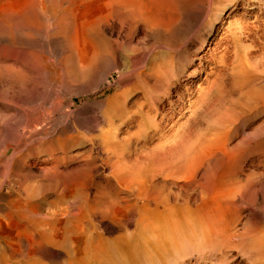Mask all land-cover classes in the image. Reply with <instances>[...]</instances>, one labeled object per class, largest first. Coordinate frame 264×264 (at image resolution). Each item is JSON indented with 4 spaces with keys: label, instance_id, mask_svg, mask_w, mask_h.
Returning a JSON list of instances; mask_svg holds the SVG:
<instances>
[{
    "label": "bare ground",
    "instance_id": "6f19581e",
    "mask_svg": "<svg viewBox=\"0 0 264 264\" xmlns=\"http://www.w3.org/2000/svg\"><path fill=\"white\" fill-rule=\"evenodd\" d=\"M254 1L0 0V264H235L245 247L264 264L262 221L238 227L264 176V121L242 129L264 114V18L215 39L240 6L264 17ZM212 58L198 96L223 115L199 138L205 120L174 119L176 71L186 86Z\"/></svg>",
    "mask_w": 264,
    "mask_h": 264
},
{
    "label": "rangeland",
    "instance_id": "374dc122",
    "mask_svg": "<svg viewBox=\"0 0 264 264\" xmlns=\"http://www.w3.org/2000/svg\"><path fill=\"white\" fill-rule=\"evenodd\" d=\"M253 2H255L254 0H253ZM237 12V13H236ZM245 13V15L242 17V19H243V21H246L248 24H250V25H256L257 27L260 25V23L263 21V16L262 15H260V11H258L257 10V5H256V3H254V7L252 8V9H249V8H244V7H242V6H240V7H238L236 10H235V14L236 15H234V16H228L226 19H223V21H222V28H221V30L219 31V32H217L216 33V35H215V39H217L218 38V36L220 35V33H221V31L223 32V31H226L227 29H226V27H228L229 25H230V27L229 28H232L231 26H233L232 24L234 23L233 21H234V19L237 17V15H238V13ZM248 21H250V22H248ZM196 22V23H195ZM193 23H195V24H197L196 26L193 24ZM232 23V24H231ZM190 24V25H189ZM198 24H199V20H195V21H192V22H189V23H186V25L185 26H183L182 28V32L180 31L179 33V36H178V41L181 43V44H183V43H185L192 35H193V32H194V30H195V28H197V26H198ZM192 25V26H191ZM193 26H195V27H193ZM186 28V29H185ZM192 28H194V29H192ZM228 28V29H229ZM189 29H191V30H189ZM183 31H185V32H183ZM187 32V33H186ZM189 33V34H188ZM226 33V32H225ZM182 34V35H181ZM184 34H186V35H184ZM184 35V36H183ZM187 36V37H186ZM190 36V37H189ZM182 37H183V39H182ZM183 40V41H182ZM148 43L149 42H147L146 44H147V46H148ZM216 57V56H215ZM213 59L214 58H212V60L211 61H207V62H205V64H208L207 66H205V69L204 70H199V69H197V71L195 70V72H192L191 74L192 75H195L196 76V79L192 82V83H188L186 86H183V84L185 83V76H183V73H182V71L181 70H179L178 68H177V74H176V78H177V84H178V88H182V87H185L187 90H189V96H187V97H182L181 98V100L179 101V103H180V106H176L175 107V112H176V115H178V114H180V115H178V116H176V117H174V119H176V120H178V123H179V125H181V123L182 122H186L185 124H187V125H185L184 123L180 126L181 128H183V126L187 129V127L188 128H190V124H195L196 125V122H200L202 119H203V121L205 120L207 123H205V122H203V121H201L202 122V124H204V126H203V129L199 132V138L200 137H205V138H207V136L209 135V137L210 138H212V135L210 136V132H209V126H207V125H212L213 123V120H220L221 118H222V116L221 115H223L222 114V112L221 111H217V110H219V109H222L220 106H223V102H218V101H216V104L217 105H215L214 106V104H213V102L212 101H208L209 102V106L207 105L208 104V102L206 103H204V101H202L201 100V97L200 96H198L199 95V90L201 89V87L203 86V85H205V78L206 77H208L209 79L211 78V80L212 79H214V76L212 75V72H213V66H214V61H213ZM213 61V62H212ZM195 66V64H191V66L190 67H188L187 66V72H189V70H191L193 67ZM211 66V67H210ZM194 71V70H193ZM181 72V73H180ZM186 72V73H187ZM211 73V74H210ZM214 74V73H213ZM189 78H191V77H189ZM199 83V84H198ZM202 85V86H201ZM197 86H198V88H197ZM200 87V88H199ZM26 90H29V89H26ZM26 90H24L25 92H27ZM25 92H23V90H21V91H19V92H14L15 93V95H12V96H14L15 98L17 97L18 99L20 98V101H19V103H23L24 101H23V99L25 98V96H24V94H25ZM22 93H23V95H22ZM244 94H246V90L245 91H242V93H240V94H237L236 95V97L237 96H240V97H238L237 99L238 100H243L244 101V99H243V97L245 98V95ZM244 95V96H243ZM20 96V97H19ZM24 96V97H23ZM96 96H98L97 94L96 95H91L90 97H89V99H92V98H94V97H96ZM17 98L16 99H14V100H17ZM87 98V97H86ZM1 99V98H0ZM196 99V100H195ZM21 100L23 101V102H21ZM82 100H84V99H82ZM1 101H3L2 99L0 100V120H2V117H3V115H5V114H8L9 115V113L7 112V111H3V108L6 106V103L8 104V102H1ZM18 101V100H17ZM226 102V104H224V106H228V105H231L232 103L233 104H235L234 102H232V103H230L231 101H229V100H225ZM193 102H194V104H193ZM196 102V103H195ZM212 102V103H211ZM2 103H4V104H2ZM10 103V102H9ZM211 103V104H210ZM80 104V101H77L76 102V105H79ZM204 104H206V105H204ZM213 104V106H210V105H212ZM222 104V105H221ZM2 105V106H1ZM26 105V104H25ZM191 105V106H190ZM196 105V106H195ZM182 106V107H181ZM205 106H208V108H206ZM179 107V108H178ZM201 107H202V109H201ZM217 108V110H216V108ZM177 109V110H176ZM211 110H212V112H211ZM205 113H204V112ZM211 113H210V112ZM178 112V113H177ZM202 112H203V114H202ZM217 113V114H216ZM219 114V115H218ZM206 116V117H205ZM210 116V117H209ZM207 118V119H205V118ZM221 117V118H220ZM191 119V120H190ZM225 119V118H224ZM200 120V121H199ZM196 121V122H195ZM264 121V114H261V115H258V116H255V117H251V118H249L247 121H245L244 123H243V131L246 133V134H250L252 131H253V129H255L256 127H258L260 124L259 123H262ZM2 121H0V131L2 130V123H1ZM190 123L189 125H188V123ZM212 123V124H211ZM198 124V123H197ZM256 125V126H255ZM187 126V127H186ZM191 127L193 128L194 126L193 125H191ZM185 128H183V129H185ZM182 129V130H183ZM185 129V130H186ZM181 130V129H180ZM251 130V131H250ZM3 132V130L1 131V133ZM0 133V134H1ZM208 137V139H210ZM11 147H14V146H11ZM11 150H13V149H11ZM19 150V148H17V150H15V151H18ZM29 158H31V155L29 156ZM259 159H255V158H253L251 161H249L248 162V166H256V167H259V165L260 166H262L263 165V163L262 162H259L258 161ZM2 161V160H1ZM255 163V164H254ZM260 163V164H259ZM257 164H259V165H257ZM0 169L2 170V165L0 164ZM263 176V175H262ZM261 177V176H260ZM4 178V177H3ZM2 178V176L0 175V180H2V181H4L5 180V178L3 179ZM31 179V178H30ZM261 179V184L260 185H258L257 186V191H258V193L256 194V199H255V201L253 200V202H251V204H250V206L245 210V216H246V218L245 219H243L242 220V224L240 223L239 225H238V227H242L243 226V224H244V222L248 219L247 217L249 216V215H256L255 217L257 218V217H259L258 219L260 220V221H262L261 222V224L262 225H260V228H262V233H261V239H264V185H263V180H264V176L263 177H261L260 178ZM2 181H0V183L2 182ZM7 183V184H6ZM12 183V182H11ZM9 185V182L8 181H6L5 180V182L3 183V187H2V189L3 188H5V187H7ZM259 186H261V187H259ZM259 187V188H258ZM261 189V190H260ZM260 190V191H259ZM259 192H261V193H259ZM261 198V199H260ZM255 202V203H254ZM254 203V204H253ZM252 204H253V206H252ZM252 206V207H251ZM255 207V208H254ZM250 209V210H249ZM252 209V210H251ZM256 209V210H255ZM251 212V213H249V212ZM252 211L255 213H252ZM249 214H248V213ZM248 216H247V215ZM259 215V216H258ZM260 218H263V219H260ZM262 226V227H261ZM235 249H232L231 251L232 252H235L236 254H235V256H236V258H234V262L233 263H235V264H260L259 262H261V257H259L258 256V260H256L257 259V255H254V253H253V251L251 250V249H249L248 247H245V250H243V253L244 254H241V255H243V256H241V255H239V253H237L238 251H237V248H236V250L234 251ZM250 250V251H249ZM247 252L249 253V256H246L245 254H247ZM241 253V252H240ZM252 253V254H251ZM253 255H254V258H252L253 257ZM248 257V258H247ZM249 257H250V260H249ZM245 258V259H244ZM260 259V260H259ZM191 261L193 260L194 261V259H190ZM256 260V261H255ZM262 260H263V258H262ZM214 262L215 261H213V260H211V261H208V263L207 264H214ZM257 262V263H256ZM190 263H192V262H189V264Z\"/></svg>",
    "mask_w": 264,
    "mask_h": 264
}]
</instances>
